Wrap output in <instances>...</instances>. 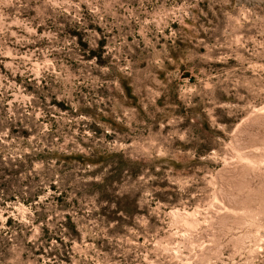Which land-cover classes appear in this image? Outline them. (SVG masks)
<instances>
[{
	"label": "rangeland",
	"instance_id": "374dc122",
	"mask_svg": "<svg viewBox=\"0 0 264 264\" xmlns=\"http://www.w3.org/2000/svg\"><path fill=\"white\" fill-rule=\"evenodd\" d=\"M0 264H264V0H0Z\"/></svg>",
	"mask_w": 264,
	"mask_h": 264
}]
</instances>
